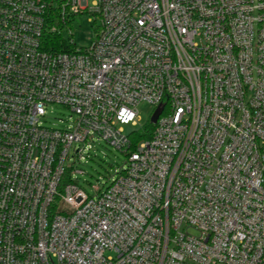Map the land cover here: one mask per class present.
Wrapping results in <instances>:
<instances>
[{
  "label": "built area",
  "instance_id": "2783aa9c",
  "mask_svg": "<svg viewBox=\"0 0 264 264\" xmlns=\"http://www.w3.org/2000/svg\"><path fill=\"white\" fill-rule=\"evenodd\" d=\"M101 139L126 162L91 196ZM0 264H264V0H0Z\"/></svg>",
  "mask_w": 264,
  "mask_h": 264
},
{
  "label": "rangeland",
  "instance_id": "374dc122",
  "mask_svg": "<svg viewBox=\"0 0 264 264\" xmlns=\"http://www.w3.org/2000/svg\"><path fill=\"white\" fill-rule=\"evenodd\" d=\"M91 17L88 13L75 15L72 18L73 21L69 22L72 34L66 30L63 34L64 38L68 41L72 40L79 48L88 47L97 31L96 22L92 21L93 19L89 20ZM153 110L154 107L148 103H140L137 125H126V131L143 128L150 119ZM46 112L45 124L49 126H61L62 121L69 124L75 118L72 112L60 104H49ZM88 143H91V148L87 147L84 159L80 162L76 161V168L79 171H75L74 178L89 195L93 196L96 194L97 187L108 184L116 172L125 165L126 156L102 139ZM188 232L193 235L199 234L194 228H189Z\"/></svg>",
  "mask_w": 264,
  "mask_h": 264
},
{
  "label": "trees",
  "instance_id": "16d2710c",
  "mask_svg": "<svg viewBox=\"0 0 264 264\" xmlns=\"http://www.w3.org/2000/svg\"><path fill=\"white\" fill-rule=\"evenodd\" d=\"M46 47L45 49L50 51H65L70 50V45L66 43V39L61 33H48L44 36ZM155 128V124H153L150 119L147 121L146 125L141 128L134 130L131 134L132 139V148L135 147V144L143 138H148L151 136L152 131ZM69 180V173L67 172L62 183H66Z\"/></svg>",
  "mask_w": 264,
  "mask_h": 264
},
{
  "label": "water",
  "instance_id": "95a60500",
  "mask_svg": "<svg viewBox=\"0 0 264 264\" xmlns=\"http://www.w3.org/2000/svg\"><path fill=\"white\" fill-rule=\"evenodd\" d=\"M162 109H163V105L159 106L155 112L153 113V115L151 116L150 118V121L154 124L157 122L161 112H162Z\"/></svg>",
  "mask_w": 264,
  "mask_h": 264
}]
</instances>
